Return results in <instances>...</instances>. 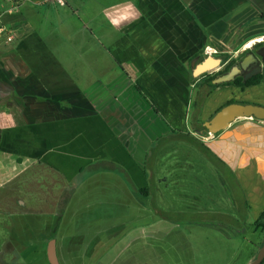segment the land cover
Listing matches in <instances>:
<instances>
[{"label":"crops","instance_id":"obj_1","mask_svg":"<svg viewBox=\"0 0 264 264\" xmlns=\"http://www.w3.org/2000/svg\"><path fill=\"white\" fill-rule=\"evenodd\" d=\"M35 1L12 0L0 15L10 31L0 37V264H51L52 243L59 264L131 262L106 260L124 235L101 218L117 200L178 184L194 169L185 144L232 169L259 217L264 121L239 119L209 139L200 123L233 100L264 106V83L215 88L193 123L192 62L208 47L237 57L264 39V0ZM94 179L108 191L93 214L82 203L92 195L72 185ZM93 215L91 242L80 218Z\"/></svg>","mask_w":264,"mask_h":264},{"label":"rangeland","instance_id":"obj_2","mask_svg":"<svg viewBox=\"0 0 264 264\" xmlns=\"http://www.w3.org/2000/svg\"><path fill=\"white\" fill-rule=\"evenodd\" d=\"M28 1L36 5L35 0ZM14 7L12 0H0V15H7ZM199 57L198 64L209 56L201 54ZM212 57L223 60L221 69H226L231 60L237 59L233 54H227V58L220 54ZM237 57L241 59L243 55ZM200 82L193 80L192 84L196 83L193 89ZM247 96L252 98L251 90ZM179 154L184 161L195 163L194 169L187 167L184 170L178 184L169 182L165 187L153 183L152 186L158 189L155 195L133 194L123 202L117 200L107 212L110 215L102 216L100 226L118 227V232L119 228L125 230L124 233L109 234L124 236L107 249L106 260L125 255L124 258L131 259L126 264H249L264 238V231L256 225L258 214L255 216L256 211L249 208L243 183L237 181L232 169H219L210 161L205 163L210 153L204 149L185 144ZM154 161L151 159L147 166L152 172ZM164 172L167 177L172 175L168 169ZM72 187L78 194L96 195L82 202L96 204L84 208L90 213L104 207L98 208L97 204H103L101 198L104 191H108L107 184L94 179L82 187L78 182ZM83 218L91 223L86 225ZM80 219L75 217L71 223L86 226L82 234L91 242L95 241L94 215Z\"/></svg>","mask_w":264,"mask_h":264},{"label":"water","instance_id":"obj_3","mask_svg":"<svg viewBox=\"0 0 264 264\" xmlns=\"http://www.w3.org/2000/svg\"><path fill=\"white\" fill-rule=\"evenodd\" d=\"M258 55L264 58V51H260ZM199 57L195 58L192 62L193 75L200 77L207 73H212L218 69L223 60L216 59L209 56L203 62L198 64ZM260 61L253 54L247 56L239 66H235L228 73L217 77L213 84L223 85L234 82L236 78L243 71H247L244 76V81L249 80L251 77L257 74L263 73L264 69L258 65ZM255 66L254 69L252 67ZM252 119L257 121H264V106L256 105L253 103H230L221 108L209 121L204 123L207 132L215 136L225 130H227L235 121L239 119ZM202 135V132H199ZM49 257L51 264H59L55 256L54 243L49 248ZM264 263V238L261 245L255 255L252 257L249 264H263Z\"/></svg>","mask_w":264,"mask_h":264},{"label":"trees","instance_id":"obj_4","mask_svg":"<svg viewBox=\"0 0 264 264\" xmlns=\"http://www.w3.org/2000/svg\"><path fill=\"white\" fill-rule=\"evenodd\" d=\"M262 44L264 43H258L257 45H262ZM225 57L227 58V55H225ZM236 64H237V61H233L226 69L228 70L231 66L236 65ZM221 74L222 73L220 72L213 73V74L207 73L198 78V80H201V81L203 80V81L202 83L200 82V85L197 87L196 92H195V100L193 103V114H192L193 123L200 122L199 119H200V114H201L204 101L215 88L220 87V86H236V87H241V88H247V87L257 86V85L264 83V77L259 75L247 81H244L243 79H238L234 82L223 84V85L213 84V81ZM230 103H238V102L233 100ZM200 128L204 130L205 134H208L207 130L205 129L204 123H200ZM1 143H2V131L0 130V145ZM256 225L257 227L262 228V230L264 231V211L259 215L258 219L256 220Z\"/></svg>","mask_w":264,"mask_h":264},{"label":"flooded vegetation","instance_id":"obj_5","mask_svg":"<svg viewBox=\"0 0 264 264\" xmlns=\"http://www.w3.org/2000/svg\"><path fill=\"white\" fill-rule=\"evenodd\" d=\"M260 51H261V52L264 51V44H262V45H255V46L252 47L250 50L245 51L243 54H241V55H243V57H242L241 59H238L239 57H236L237 59H236V60H233V61H237V64L231 66L228 70L225 69V68H224V69H220L219 72L222 73V74L219 75V76H222V75L228 73V72H229L230 70H232V68L235 67V66H239V67H240L241 62H242L247 56H249V55H251V54H253L254 56H256V58L260 61V63H258V65H260V66L264 69V58H263L262 56L258 55V53H259ZM233 61L231 60V62L229 63V65H230ZM223 63H224V62H223ZM254 68H255V66L252 67V69H254ZM246 73H247V71H243V72H241V74L236 78V80H238V79H243V80H244V76H245ZM259 75H261V76L264 77L263 73H261V74L254 75V76L251 77L250 79H252V78H254V77H256V76H259ZM219 76H218V77H219ZM236 80H235V81H236Z\"/></svg>","mask_w":264,"mask_h":264},{"label":"built area","instance_id":"obj_6","mask_svg":"<svg viewBox=\"0 0 264 264\" xmlns=\"http://www.w3.org/2000/svg\"><path fill=\"white\" fill-rule=\"evenodd\" d=\"M58 5H60V6H66L67 5V2H66V0H54ZM46 2V1H45ZM17 7H15L14 9H16ZM14 9H12L11 11H10V13L14 10ZM10 34V31H8L7 29H6V27L5 26H3L2 24H1V22H0V37H2L4 34ZM259 43H264V39H261L260 41H259ZM205 53H206V55L207 56H213V55H215L216 53H215V51L214 50H211V48H206V50H205ZM213 136L212 135H209L207 138L209 139V138H212Z\"/></svg>","mask_w":264,"mask_h":264}]
</instances>
